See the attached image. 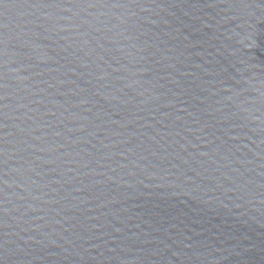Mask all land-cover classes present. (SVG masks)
<instances>
[{"label": "water", "instance_id": "water-1", "mask_svg": "<svg viewBox=\"0 0 264 264\" xmlns=\"http://www.w3.org/2000/svg\"><path fill=\"white\" fill-rule=\"evenodd\" d=\"M0 264H264V0H0Z\"/></svg>", "mask_w": 264, "mask_h": 264}]
</instances>
